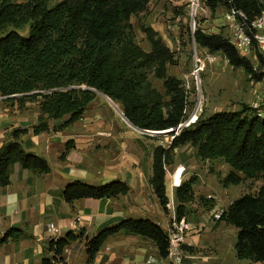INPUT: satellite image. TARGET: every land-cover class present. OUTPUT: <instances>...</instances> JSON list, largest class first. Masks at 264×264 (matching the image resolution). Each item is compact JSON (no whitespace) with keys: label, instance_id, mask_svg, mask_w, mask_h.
<instances>
[{"label":"trees","instance_id":"1","mask_svg":"<svg viewBox=\"0 0 264 264\" xmlns=\"http://www.w3.org/2000/svg\"><path fill=\"white\" fill-rule=\"evenodd\" d=\"M150 1L0 0V95L19 107L28 102L38 106L36 132L48 129L50 119L67 117L66 124L78 120L98 91L119 102L126 117L141 129L178 126L188 118V99L181 79L168 73V65L176 62L175 54L152 27L143 26L149 51L136 40L133 16L145 12ZM208 6L212 12L219 7L239 8L253 18L264 0H208ZM192 38L198 46L227 57L233 67H242L256 78L263 75L224 32L212 33L198 24ZM259 62L262 67V55ZM148 71L163 80L170 96L168 102L148 80ZM24 132V128L13 129L11 138L0 148L1 185L10 182L8 168L16 162L40 173L51 169L46 158L24 148ZM172 135L169 147L158 144L152 151L151 183L164 210H169L166 173L173 163L175 147L190 143L200 158L224 160L231 167L224 185L245 179L262 181L256 193H245L225 208L218 221L237 229L238 258L264 264V117L242 103L236 110L199 114L194 122ZM193 182V178L184 181L176 189L179 217L186 215V204L195 199ZM128 191L127 182L120 179L100 184L77 179L65 187L63 195L66 201L73 202L85 197H117ZM122 230L153 239L159 254L167 255L168 237L158 223L128 218L102 229L88 241L87 264H93L110 235ZM23 234L20 228H10L1 241L18 239ZM76 238L70 231L65 237L51 240L49 247L54 257L44 258L42 264H55L57 256Z\"/></svg>","mask_w":264,"mask_h":264},{"label":"crops","instance_id":"2","mask_svg":"<svg viewBox=\"0 0 264 264\" xmlns=\"http://www.w3.org/2000/svg\"><path fill=\"white\" fill-rule=\"evenodd\" d=\"M209 31L215 33L225 31L226 35L230 34L228 26L223 31L219 29ZM204 49L208 50L205 47ZM212 54L217 56L216 59L206 57L204 62V67L207 66L210 73L213 74V68L220 66L221 63L222 67L229 66L230 72L235 68L226 63L221 53ZM230 76L228 87L225 88V85L220 88L219 98L222 100H218L219 105H215L210 114L224 109L236 110L241 107L239 103L246 101L247 104H251L256 99L259 92L256 93L250 82L247 94H240L236 98V71L233 70ZM2 104L10 103L0 99V148L11 138L13 129L24 128L26 132L21 136L24 148L30 153L46 158L51 169L47 173H40L25 168L18 162L8 168L10 182L6 185L0 184V264H42L44 258H53L54 251L50 249L49 243L54 237L46 229L49 222H55L59 227L57 240L65 237L70 231L77 236L64 248L62 255L57 256L55 264H87L88 241L102 229L116 225L124 219H151L165 230L176 215L177 187L192 178L195 199L194 202L186 204L185 216L189 221L199 225V228L203 224H208L199 221L200 218L208 216L213 218L217 210L227 208L235 199L245 194L240 193V187L245 180L233 186L222 185V179L231 170L230 165L224 160L200 159L198 163L194 162L192 165L180 164V167H177L180 170L173 174L168 170L166 189L169 210L166 212L151 183L152 151L155 145L146 150L137 140L140 148L135 147L134 152L137 155L129 159L127 135L121 130L112 129L108 132L119 137L120 142L126 146L122 147L118 155V151L116 155H112L111 152L102 153L100 150L103 148L96 151L92 148L95 147L96 141L102 139L99 135L103 132L100 129H91L94 127L91 121L95 118H88L85 112L81 118L69 124H66L67 117L50 119L48 129L36 132L34 126L38 124L39 111L28 112L21 118L14 112L5 111ZM96 119L98 122L103 121L100 118ZM146 152L150 154L148 162L142 159ZM77 179L93 184L120 179L127 182L129 191L117 197H85L68 202L63 191L70 182ZM261 183V180H257L258 187H254L256 191L252 193L258 191ZM201 198L205 200L202 201ZM194 207H199V211L194 210ZM203 210L204 215H199ZM10 228H20L24 234L18 239L9 238L1 241L4 233ZM192 231L188 232V242ZM187 249L189 258L185 264H196L200 259L199 255L192 252L194 248L188 246ZM153 255H160L153 239L122 230L106 239L93 264H148L146 260ZM232 255L236 257V252Z\"/></svg>","mask_w":264,"mask_h":264},{"label":"rangeland","instance_id":"3","mask_svg":"<svg viewBox=\"0 0 264 264\" xmlns=\"http://www.w3.org/2000/svg\"><path fill=\"white\" fill-rule=\"evenodd\" d=\"M224 12L225 8L223 7H219L216 11L212 12L208 6V0H199L194 14L193 0H151L145 12L133 16L132 20L136 31V40L145 50L149 51L151 47L148 43L145 31H143V26L155 29V31H157V36L174 52L176 62L168 65V73L176 75L182 81V86L187 93L188 104L186 113L188 117L191 116L195 108L199 109L198 114L200 113L206 116L204 113L210 114L211 109H214L215 105H219L218 100H222L219 98L221 97V92L219 93L220 88L225 85V88L228 87L229 81H231L230 75H232L233 70L236 71V98L240 94H247L250 89L248 84V73H246L242 67H232L233 69H231L232 71L230 72V70H228L230 67H222L221 63L220 66L213 68V74L207 71V66L206 68L204 67L205 58L207 57L206 50L198 46L192 38V29L198 24L206 30L219 29L223 31L227 26V24L224 23ZM23 32L27 33V30ZM195 46L201 66L199 71H196L197 57L194 49ZM250 58L253 61V56ZM147 78L152 83L153 87L162 94L163 101L168 102L170 96L166 92L163 80L157 78L152 71L147 72ZM110 100L114 101L98 93L95 101L90 103L85 110V114L88 118H95L91 121L94 126L91 127V129H100L103 132L99 135L102 139L96 141L95 147L92 149L96 151V149L103 148L105 149L104 151L103 149L100 150L102 153L107 154L111 152L112 155H116L115 153L118 151L117 155L120 154L122 147L126 145L120 142L121 139L119 137L111 135V133L108 132L112 129L121 130L127 135L126 141L127 148L129 149L127 150L129 159L137 155L136 152H134L135 147L137 148L141 144L146 150L157 144H163L166 147L170 146L173 138L172 132L152 134L131 126L113 107ZM229 101H231V99ZM114 102L120 108L122 107L119 102ZM244 102L246 103V101ZM239 104V106H241V103ZM2 105L5 111L14 112L16 115L21 116V118L23 114L28 112L34 113L39 111L38 106L32 102H28L23 107L14 106L12 104ZM96 118H100L103 121L98 122ZM137 140H139L140 145L137 144ZM149 155L150 154L146 152L145 157H141H144L142 159L148 162ZM200 159L202 158L197 154L196 148L190 143L177 146L173 149V163L167 167V172L169 170L173 174L175 171L178 172V170H180V168H177L180 167V164L188 166L190 164L192 165L194 162L198 163ZM223 179L222 185L224 186ZM228 185L233 186V183H229L227 186ZM254 187H258L256 179H245L244 184L240 187V193H252L256 191ZM193 209L198 210L199 207H194ZM199 215L203 216L204 210L200 212ZM199 221L208 223L209 225L200 224L201 227L199 228V225L194 222L196 228L193 231L191 230L192 232L189 234V242L194 245L188 246L194 248L192 252L197 253L200 257V259L196 261V264H254L253 262H249L248 259H240L237 255L236 257L232 255L233 252H236L235 242L237 235V229L233 225L225 222H217L218 220L216 221L214 216L213 218L209 216L203 217L200 218ZM205 261H207V263H205Z\"/></svg>","mask_w":264,"mask_h":264},{"label":"built area","instance_id":"4","mask_svg":"<svg viewBox=\"0 0 264 264\" xmlns=\"http://www.w3.org/2000/svg\"><path fill=\"white\" fill-rule=\"evenodd\" d=\"M223 17L230 29V34L228 35L230 42L236 47L241 55H245L249 58L253 56L252 62L254 63V67L264 72V65L260 67L259 62V55H262V58L264 59V6L260 8V11L253 18L249 17L243 10L235 7L225 10ZM195 28L196 26L193 27L192 32ZM194 49L197 57L196 71H199L201 66L199 64L200 60L197 56L196 46ZM206 53L207 57L212 60L217 57L209 50H206ZM225 60L226 63H229L227 57H225ZM248 78L251 85L254 86L256 93L259 92L256 99L249 105L254 109L257 116L264 117V73L260 78L253 77L251 74H248ZM4 98L5 96L0 95V99ZM198 110V108H195L191 116L178 125L181 127H179L175 133H179L180 129L184 126L194 122L200 114H198ZM223 211V208L217 210L214 213V219L219 220ZM195 228L196 225L190 222L186 216L179 217L176 214L165 229L168 237L167 255H153L150 256L146 262L148 264H185L186 259L189 258V252L187 249V246L189 245V242L187 241L188 232L194 230ZM46 229L51 232V235L54 237L53 239L57 240L59 227L56 223H47Z\"/></svg>","mask_w":264,"mask_h":264},{"label":"water","instance_id":"5","mask_svg":"<svg viewBox=\"0 0 264 264\" xmlns=\"http://www.w3.org/2000/svg\"><path fill=\"white\" fill-rule=\"evenodd\" d=\"M195 12L193 11V14H194ZM73 87V86H72ZM98 93H101V94H103V95H105V96H107L106 94H104V93H102L101 91H98ZM109 99H111L109 96H107ZM117 110V109H116ZM121 115H122V117L131 125V126H133V127H135V128H138V129H140L141 131H143V132H147V133H152V134H163V133H173V132H176L178 129H179V127H181V126H176V127H173V128H169V129H165V130H145V129H141V128H139L138 126H136L135 124H133L127 117H126V115H125V113H124V111L121 109V108H119L118 107V110H117Z\"/></svg>","mask_w":264,"mask_h":264},{"label":"bare ground","instance_id":"6","mask_svg":"<svg viewBox=\"0 0 264 264\" xmlns=\"http://www.w3.org/2000/svg\"><path fill=\"white\" fill-rule=\"evenodd\" d=\"M198 1L199 0H193V11L195 12L196 11V9H197V6H198ZM201 100V99H200ZM111 101V104L113 105V107L115 108V109H117L118 110V105H116V103L114 102V101H112V100H110ZM120 108V107H119ZM138 129V128H137Z\"/></svg>","mask_w":264,"mask_h":264}]
</instances>
